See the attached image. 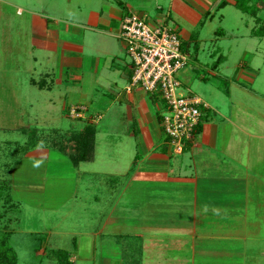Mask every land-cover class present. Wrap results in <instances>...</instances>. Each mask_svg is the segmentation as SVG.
Returning <instances> with one entry per match:
<instances>
[{
	"label": "rangeland",
	"instance_id": "obj_1",
	"mask_svg": "<svg viewBox=\"0 0 264 264\" xmlns=\"http://www.w3.org/2000/svg\"><path fill=\"white\" fill-rule=\"evenodd\" d=\"M220 1L175 0L169 5V0H136L134 7L149 24L156 21V16L163 17L169 27L183 34L186 41L182 46L189 62L177 72L183 84L180 91L198 95L226 114V118L216 116L208 120L207 129L216 126L226 128V133L234 130L231 136L237 139L232 140L235 152L228 155L233 158L232 163L241 157L250 162L251 176L264 169V139L239 130L264 134V125L259 124L264 121V34L257 32L264 29V0L255 1L263 6L255 16L244 13L233 3L217 7ZM101 4L109 11L107 0H0V180L14 178L11 189H0V228L14 231L11 244L17 252V264H56L49 257L50 248L75 253L74 264H100L104 249V256L113 264H139L125 262L129 254V258L131 254L136 257L139 249L145 251L138 236L151 233L159 224L183 228L188 224V217L177 213L181 211L175 203L181 198L178 193L182 188L176 182L159 179L128 182L137 163L135 157L143 156L142 147H137L138 140L125 132L130 127L124 101H114L112 94L124 89L126 78L129 82L130 75L125 78L118 67L130 71L131 60L122 40L114 37L120 32L118 19L113 21L114 32H106L110 37L89 31L107 27L97 22L92 28L87 25L88 14L100 9ZM207 9L211 13L208 17L203 14ZM35 15H42L47 26L56 27L59 39L54 50L43 49L35 42L39 39L32 26ZM253 27L256 36L251 35ZM77 47H83L82 51ZM220 55L217 70H211ZM46 72L48 77L42 75ZM41 80L47 85L53 82L51 91L38 89L32 83ZM154 98L158 107L149 111V121L158 128L154 115L155 111L163 112V101ZM69 107L85 108L84 117H70L66 114ZM200 110L203 113V107ZM98 116L101 119L94 123ZM231 122L237 125L233 127ZM86 123L96 129V159L92 164H81L80 168L109 170L113 162L122 173L113 181L109 179L102 184L99 178L73 175L70 172L75 173L76 169L70 159L52 147L50 136L77 131ZM30 128L48 135L43 145L34 149H50L48 159L21 155L27 147ZM161 134L163 142V129ZM247 143L248 152L244 151ZM36 161L41 162L39 167L34 166ZM12 203L18 204L15 209ZM200 209L201 206L197 208ZM214 209L208 205L202 211L207 215ZM216 217L230 219L223 214ZM199 219L204 221L203 216ZM103 224L105 236L94 233V238L89 239L93 230ZM258 226L263 228L264 223ZM226 227L197 222L195 231L201 239L196 244L195 264H264L263 232L259 234L261 240L254 241L263 245L262 251L252 250L243 256L244 243L236 241L237 238L227 239ZM50 230L58 232L59 243L48 242ZM115 233L127 236L116 241ZM210 233L213 234L209 236ZM114 242L122 244L115 246ZM164 252L171 258L174 254L168 249ZM177 254L188 256L189 249L186 246ZM142 257L145 259V253Z\"/></svg>",
	"mask_w": 264,
	"mask_h": 264
},
{
	"label": "crops",
	"instance_id": "obj_2",
	"mask_svg": "<svg viewBox=\"0 0 264 264\" xmlns=\"http://www.w3.org/2000/svg\"><path fill=\"white\" fill-rule=\"evenodd\" d=\"M169 1L170 5L175 0ZM222 1H225L224 5L220 4ZM102 2H104V0H102ZM110 2L113 4H111ZM107 3H109V5L106 4V6L110 8L109 11L104 10V5L102 4L100 5V9H98L97 11L91 10V12L88 14L87 25L89 26V28H92L95 25L94 22H97V25L98 23H104L103 26L107 27L99 26L96 27L99 28L96 32L91 30L89 31L93 33L99 32L102 35L110 37L111 34H108L106 32H114L115 29L114 26L112 27V25L115 19H118L120 24L121 19L124 15L130 12L138 13V10H136L134 7L136 0H107ZM227 3H233L234 5V0H221L218 3L217 7H223ZM115 7H118L119 9H116ZM159 13L162 12L159 11ZM203 14L208 17V15L211 14L210 9H207ZM167 18H169V16ZM163 19V17L161 18L158 16L154 18V20L156 21ZM32 23H34V25L32 26L35 29V32L38 31L37 33L39 34V39L35 41L39 47L47 50H54L58 47L59 37L58 31L57 29H55L56 27L53 28L47 26L48 22L42 15H35ZM166 23H168L167 19ZM178 34L181 39L183 34L180 32V30L178 31ZM252 34L253 36H256L258 34L254 33V27L251 30V35ZM45 36L48 39H45ZM114 37L117 39L118 35L116 34ZM190 37L191 36H189V38ZM184 41H186V39L182 37V45ZM71 47L72 49H74L73 45H71ZM76 49L82 51L83 47H77ZM118 68L121 71L120 74L124 75L125 78L127 77V75L131 76V69L130 71H125V69H120V67ZM211 70H217V68L215 67ZM42 75H44V77H48L47 72L43 73ZM240 75H243V72H241ZM32 83L35 84L38 89L46 88L47 90L51 91V89L53 88V82H51V85H47L45 80L38 82V84H36L35 81H32ZM128 83L129 82L126 78L124 89H119L114 94V96L112 94L114 101H118L119 103H121L122 100L124 101L126 107V117L129 121L130 127V130H125V132L129 136H133L135 140H138V145L136 144L137 147H142L140 148V152L143 154V156L139 159L138 156L135 157V162L137 161V163L132 171V175L130 176V178H128V182L156 181L157 179L164 182H176L182 188V191L178 193L181 198L178 199V201L176 200L177 202L175 203L177 205V208H179L181 211L177 213L186 215L188 217V224L185 225L186 227L184 226L185 228L175 226H173L175 227L173 228L161 224H159L155 228L152 227L154 228V230L151 233L147 232L146 234H141V236H138L139 238H142L144 244L141 243V247L145 249V251L139 249V254H136V257L134 256V254H131L132 256L129 258V254L125 262L139 264H163V262L167 264H191L192 262H194L192 264H195L197 262L196 251L198 248L196 244L197 240L201 239L197 237V232L195 231L197 222H206L207 224H226L227 227L225 229H228V231L225 230L226 238H237L235 239L236 241L239 239L242 241V244L244 243L243 245H241L243 247V256H245L246 253L252 250L262 251L263 245H256L254 241L261 240L259 234L262 232L264 233V231L262 230L264 229V227L261 228L260 226H258L260 225V223H264V169L262 171H257L258 173L256 175L252 174L250 176L249 171L250 166H252L250 165V162L248 163L247 160H243L242 157L239 160L234 161V163L231 162L233 158L228 154H230V152H235V149H232L234 147L233 141H237V139H235V136H231L234 130H229L226 133V130H224L226 128L223 127V129H220V127L216 126L207 129L206 122L208 120L216 116H219L220 118H226V114L223 115L218 109L212 108L197 95L205 105L203 107L202 113L203 116L205 115V118H201L200 131L196 132L192 142H189L184 146L181 154L173 156L174 154L170 153L166 134L164 141L162 142V127H160V122L157 119L156 111L154 117L156 122L158 123V128H156L153 122L149 121V111H152L153 107H155V109L157 110L158 107V103L152 101L154 96L149 95V93L145 92L141 87L138 86L127 90L126 88L128 86ZM98 119H101V116H98L97 120L93 119L94 123H96ZM259 124L264 125V121H260ZM231 125L234 127L237 124L231 122ZM129 131H132V133H130ZM239 132L258 139H264V134H252L251 132H247V130L243 129L239 130ZM261 146L262 144H260L259 147ZM38 147L41 146H37L33 149L28 150L23 156L26 155L28 157H36L45 160L48 159L50 157V149L34 150ZM242 147L243 146L241 145L240 150ZM249 147L250 145L249 143H247L244 151L248 152ZM96 149L97 144L95 137L94 153ZM66 157L69 158L68 156ZM260 158L261 157L258 158V162L260 161ZM95 159L96 158L94 155L93 161H80L76 164H74L70 159L69 163L76 169L75 173L74 171L70 173H72L73 175L76 174L81 178L87 175L91 176V179L99 178L98 180H101L102 184L106 180L109 181V179L110 181H113L114 178L116 179V176L122 174L119 173V169H117L118 166L113 164V162L109 165V168H111L109 170L102 169L101 171H98L84 170L83 168H80L81 164H92ZM117 161L118 160H116L115 162ZM13 168L14 167H12L11 170ZM10 180L11 186L14 185V178H10ZM87 189L89 190V188ZM139 193H141V191L136 192V194ZM208 205H211V209L215 208L214 210L216 211L214 212L211 210L212 212L206 215V212L202 211V208H205ZM199 206H201L200 211L197 210ZM218 208L220 209V211H217ZM224 209H227V211H224ZM220 214L229 215L230 219L227 220L224 218V220H222L220 218L219 220V218L216 216H220ZM209 215L215 217H208ZM201 216L204 217V221L199 219V217ZM178 226H183V224ZM230 226L231 229L229 228ZM105 229L106 227H104V224L102 227H96L93 230L91 236L88 238L92 240V238H94V233L98 234L100 237L105 236ZM57 233L58 232L50 230V232L48 233L49 236L47 235V238L49 239L48 242L53 241V243H59L60 236ZM212 234L213 233H210L209 236H211ZM114 236L116 238V241H118L117 239H125L124 237H126L127 235L123 233H115ZM144 236H146V239L144 238ZM72 240L74 243L75 241H77L75 235L74 237H72ZM114 243L115 246H121L122 244L121 242H119V244H117L116 242ZM248 243H251L252 246L249 247ZM102 246H105L104 242ZM186 246L189 249L188 256H179L177 253L179 251H182V249L185 250ZM255 246L260 248H256ZM74 248L76 249L77 247ZM166 249L169 250V253L174 252L172 258L169 254H166L164 252ZM143 253H145V259H143L142 257ZM74 254L75 253L71 254L70 259L75 263L76 260H74ZM101 254V256H103L100 260L101 263L103 262L104 264H113L112 261L107 260V258L104 256L105 249L101 252Z\"/></svg>",
	"mask_w": 264,
	"mask_h": 264
},
{
	"label": "built area",
	"instance_id": "obj_3",
	"mask_svg": "<svg viewBox=\"0 0 264 264\" xmlns=\"http://www.w3.org/2000/svg\"><path fill=\"white\" fill-rule=\"evenodd\" d=\"M118 38L131 60L132 73L126 89L138 86L163 101L160 125L168 138L170 153L181 154L197 132L200 107L205 105L197 95L180 91L183 84L177 72L187 66L189 55L178 32L169 27L166 18L149 24L138 13L130 12L121 19ZM84 109L69 107L67 114L82 118Z\"/></svg>",
	"mask_w": 264,
	"mask_h": 264
},
{
	"label": "trees",
	"instance_id": "obj_4",
	"mask_svg": "<svg viewBox=\"0 0 264 264\" xmlns=\"http://www.w3.org/2000/svg\"><path fill=\"white\" fill-rule=\"evenodd\" d=\"M257 0H234V5L243 11L244 13H250L255 16L257 14V10L260 7L255 4ZM221 5L225 4V1L220 3ZM256 19V18H255ZM258 20V19H256ZM255 32V31H254ZM257 32L264 34V29L259 30ZM183 47V46H182ZM222 59V56H218L217 59L213 63V67H216L219 61ZM42 81V80H41ZM156 102V98L152 100ZM156 116L158 121L160 122V115L156 112ZM205 118V115L201 117ZM200 118V119H201ZM196 131H200L201 121L196 127ZM27 147L24 148L21 155L23 156L28 150L33 149L39 145H43L49 137L48 135H40L35 129H27ZM44 134V133H43ZM95 137H96V129L91 123L85 124L82 128L77 131H67L66 134L56 133L54 136H50L52 147L60 151L62 154L68 156L71 161L76 164L80 161L90 162L94 159V149H95ZM168 139V138H166ZM165 147V146H164ZM163 149V148H162ZM18 161V159L16 160ZM13 165L11 166V168ZM11 189V180L10 178L0 180V189L3 188ZM5 196L10 198V196L5 193ZM12 209L16 208L18 204L12 203ZM14 206V207H13ZM16 206V207H15ZM14 233L13 229L9 228H0V264H17L18 256L14 246L11 244L12 234ZM49 257L53 258V262L56 264H74V261L70 259L71 253L69 250H65L62 248H56L49 250Z\"/></svg>",
	"mask_w": 264,
	"mask_h": 264
},
{
	"label": "clouds",
	"instance_id": "obj_5",
	"mask_svg": "<svg viewBox=\"0 0 264 264\" xmlns=\"http://www.w3.org/2000/svg\"><path fill=\"white\" fill-rule=\"evenodd\" d=\"M40 163H41L40 161H36L34 166L39 167Z\"/></svg>",
	"mask_w": 264,
	"mask_h": 264
}]
</instances>
